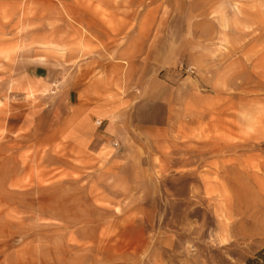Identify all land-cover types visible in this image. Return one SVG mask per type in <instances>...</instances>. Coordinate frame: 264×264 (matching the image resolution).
<instances>
[{"label":"rangeland","instance_id":"rangeland-1","mask_svg":"<svg viewBox=\"0 0 264 264\" xmlns=\"http://www.w3.org/2000/svg\"><path fill=\"white\" fill-rule=\"evenodd\" d=\"M263 249L264 0H0V264Z\"/></svg>","mask_w":264,"mask_h":264},{"label":"crops","instance_id":"crops-1","mask_svg":"<svg viewBox=\"0 0 264 264\" xmlns=\"http://www.w3.org/2000/svg\"><path fill=\"white\" fill-rule=\"evenodd\" d=\"M119 23V21H117V26L119 25L118 24ZM118 27H120V29L121 28H123V26L122 25H120V26H118ZM108 33L106 32V40L108 39ZM151 38V37H150ZM157 40H158V38H156ZM152 42V41H151ZM108 44V43H107ZM151 44V43H150ZM153 45H155V44H153ZM124 54H125V51H124V49L122 50V51H120L119 52V55L120 56H124ZM38 72H39V69L37 70ZM172 72H173V74H176V75H178V72L177 71H174V70H172ZM172 74V75H173ZM93 100V99H92ZM98 101H96V103H97ZM162 103H164L165 105H168L167 107L168 108H172V111L175 109V101H174V99L173 98H169V99H164V100H162ZM76 104H78L77 102H76ZM76 108L77 109H80V108H85L86 109V114H87V116L89 117H92V116H95V115H98V114H100L103 110H102V108H100V107H97L96 106V104H89V105H87V106H80L79 104L76 106ZM170 115H171V112H170ZM77 118L75 117V118H71V122H70V129H71V127H72V125H74V131H73V127H72V135L73 134H75V136L77 135V132L79 131V128H78V124H77ZM102 122V124H103V120L101 121ZM105 124L107 125L106 126V129H108L109 127H110V125H109V122L108 121H106L105 120ZM100 127V126H99Z\"/></svg>","mask_w":264,"mask_h":264},{"label":"trees","instance_id":"trees-1","mask_svg":"<svg viewBox=\"0 0 264 264\" xmlns=\"http://www.w3.org/2000/svg\"><path fill=\"white\" fill-rule=\"evenodd\" d=\"M246 264H264V249L260 251L254 258L249 259Z\"/></svg>","mask_w":264,"mask_h":264},{"label":"built area","instance_id":"built-area-1","mask_svg":"<svg viewBox=\"0 0 264 264\" xmlns=\"http://www.w3.org/2000/svg\"><path fill=\"white\" fill-rule=\"evenodd\" d=\"M96 125L99 127V126L102 125V122H101V121H97V122H96Z\"/></svg>","mask_w":264,"mask_h":264}]
</instances>
